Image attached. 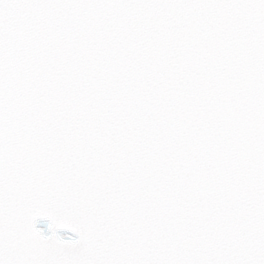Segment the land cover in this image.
<instances>
[{
    "label": "water",
    "instance_id": "95a60500",
    "mask_svg": "<svg viewBox=\"0 0 264 264\" xmlns=\"http://www.w3.org/2000/svg\"><path fill=\"white\" fill-rule=\"evenodd\" d=\"M0 264H264V0H0Z\"/></svg>",
    "mask_w": 264,
    "mask_h": 264
}]
</instances>
